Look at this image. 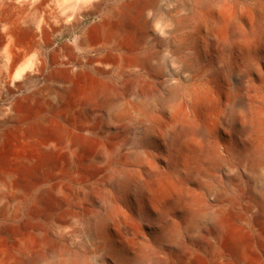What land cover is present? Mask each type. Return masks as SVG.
<instances>
[{
  "label": "rangeland",
  "instance_id": "1",
  "mask_svg": "<svg viewBox=\"0 0 264 264\" xmlns=\"http://www.w3.org/2000/svg\"><path fill=\"white\" fill-rule=\"evenodd\" d=\"M117 1L106 0L102 10ZM55 2L52 6L56 13L63 11L65 16L72 15L69 7L75 0ZM154 5L143 11L149 25L141 32L137 49L116 53L146 62V66L139 64L132 72L118 69L111 76L114 86L118 87L121 82L126 86L113 98L126 110L125 120L111 126L109 132L103 131L99 126L105 119V111L97 112L98 109L92 108L89 122L83 125L86 128L82 134L88 144H115L125 135L130 141L118 148V154L110 163L102 158L93 160V149L105 148L92 145L86 148L88 154H84L81 163L88 173L84 179L69 180L72 190L86 185L98 188L108 196V206L101 203L98 195L84 199L73 193L62 202L44 200L45 213L37 219L38 230L45 232L51 224L58 226L60 241L71 253L42 264H69L75 258L87 264H118L105 248L107 240L127 246L130 258L136 253L139 241L148 247L157 243L159 218L183 220L189 211L188 198L198 202L197 210L190 212L214 213L218 210L216 195L208 189L215 186L231 193L229 177L237 174L240 211L248 203L249 190L258 186L247 171L248 165L255 162L259 176L264 177V0H155ZM97 20L96 17L86 18L79 27L85 28ZM159 27L172 31L169 43L155 38L153 31ZM77 32L59 39L52 37L51 48L62 44L72 46ZM98 54L74 50L69 67L80 69L84 57L93 58ZM47 61L50 64L48 57ZM46 85L44 78L27 84L32 89ZM54 87V84L49 85V89ZM173 88L177 93L169 100ZM24 94L18 91L13 96L0 98V108L7 109L9 103ZM240 98L243 105L238 106ZM230 111L236 115L235 125L223 120ZM119 124L126 128L127 134L118 129ZM7 132L3 129L4 134ZM112 134H118L119 140H114ZM4 148L5 155L13 154L11 147ZM208 149L217 155L216 164H203V155ZM139 159L145 160L140 162ZM170 161L178 164L173 175L167 170ZM129 170L135 175V185L129 192L121 193L118 188L106 185L108 175ZM201 170L203 175H198ZM33 183L42 184L39 179ZM222 205L223 210L234 207L233 203ZM111 212L112 217H106ZM94 215L91 222L88 218ZM100 220L107 222L105 226L97 227ZM121 224L131 227L135 235L124 236L119 229ZM30 225L24 215L17 221L0 224L7 232L28 230ZM198 230L189 231L184 226L181 232L193 238Z\"/></svg>",
  "mask_w": 264,
  "mask_h": 264
},
{
  "label": "bare ground",
  "instance_id": "2",
  "mask_svg": "<svg viewBox=\"0 0 264 264\" xmlns=\"http://www.w3.org/2000/svg\"><path fill=\"white\" fill-rule=\"evenodd\" d=\"M55 1L61 0H0V98L13 96L18 91L25 92L9 103L7 109L0 108V224L7 220L17 221L23 215L31 223L28 230L10 232L0 226V264H42L56 256L70 255L71 251L60 241L58 226L51 224L52 227L45 232L37 228L38 217L45 213L44 200L62 202L73 193L84 199L98 195L101 203L108 206V196L92 185L76 190L75 187L74 190L70 188L71 178L81 180L88 173L81 161L86 148L92 144L89 145L82 134L83 125L89 122L92 108L98 109L97 112L105 111V119L99 126L103 131L109 132L111 126L125 120L126 110L113 98L126 86L122 82L117 84L118 87L114 86L110 82L111 76L118 69L132 72L139 64L146 66L144 60L128 58L121 53L117 56L116 53L137 49V40L149 25L143 11L152 9L155 0H118L104 10L102 6L106 0H75L69 7L71 16H65L63 11L56 13L52 6L57 3ZM262 15L264 17L263 12ZM90 17L98 20L80 28L82 21ZM75 31H78V36L72 46L62 44L51 48L52 37L59 39ZM153 32L155 38H160L163 43L171 41L172 31L159 27ZM74 50L99 54L93 58L84 57L85 61L79 65L82 68L73 70L69 66ZM40 78H44L48 85L41 89L27 86ZM139 83L143 84L142 81ZM51 84L55 85L53 89H49ZM176 93V89H171L168 99L172 100ZM237 105H243L242 98ZM223 120L235 125L236 115L230 111ZM3 129L8 132L4 134ZM118 129L123 133L126 130L121 125ZM90 135L95 133L90 132ZM119 135L112 134V137L117 140ZM122 138L115 144L92 145L105 148L93 149V160L113 161L118 148L130 141L129 136ZM5 146L11 147L13 154L5 155ZM203 156V164L218 162L215 152L209 149ZM144 160L139 159L140 162ZM176 164L172 161L167 163L169 175L176 173ZM247 171L258 186L251 192L249 190L248 203L240 209L242 213L238 209L241 206L236 174L229 177L231 193L215 186L208 189L216 195V212L192 213L190 210H197L198 202L188 198L189 211L183 220L160 216L157 243L148 247L139 241L136 253L130 258L127 246L111 240L105 242L106 250L118 264H264V177L259 176L255 162L248 165ZM203 172L201 170L198 175H203ZM37 179L41 185L33 183ZM134 181V173L126 171L108 175L105 183L126 193L135 185ZM143 189L140 188L141 191ZM224 202L233 203L234 207L223 210ZM112 214L108 213L106 217L110 218ZM95 217L88 219L92 222ZM104 222L100 220L97 227L105 226ZM184 226L189 231L199 228L197 235L193 238L184 236L181 232ZM119 229L128 238L135 235L125 224H121ZM69 264L87 263L75 258Z\"/></svg>",
  "mask_w": 264,
  "mask_h": 264
}]
</instances>
